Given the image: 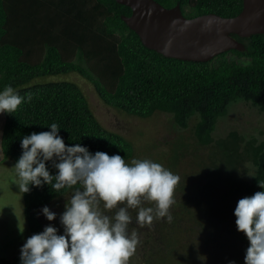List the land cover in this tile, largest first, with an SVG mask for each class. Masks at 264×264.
I'll list each match as a JSON object with an SVG mask.
<instances>
[{"label": "trees", "instance_id": "trees-1", "mask_svg": "<svg viewBox=\"0 0 264 264\" xmlns=\"http://www.w3.org/2000/svg\"><path fill=\"white\" fill-rule=\"evenodd\" d=\"M155 1L165 8L178 5L186 18L209 13L234 17L242 9V0ZM130 14L115 0H0V90L11 85L21 96L32 94L30 102L4 114L0 139L4 159L16 163L22 154L21 139L49 131L53 122L61 128L58 135L66 146L79 143L90 153L118 154L125 160L133 154L125 137L99 123L77 85L26 86L40 77L77 73L105 106L138 118L160 111L172 114L185 128L198 113L196 136L203 144L212 143L217 119L227 114L231 103L241 100L264 112V35H233L242 51L230 50L203 63L181 61L145 48L123 21ZM252 151L255 173L245 196L264 191L259 186L264 185V142ZM45 163L55 175L52 162ZM29 188L27 193L22 190L23 215L32 236L42 230L38 209L73 189ZM12 262H20L19 257Z\"/></svg>", "mask_w": 264, "mask_h": 264}, {"label": "rangeland", "instance_id": "rangeland-1", "mask_svg": "<svg viewBox=\"0 0 264 264\" xmlns=\"http://www.w3.org/2000/svg\"><path fill=\"white\" fill-rule=\"evenodd\" d=\"M48 82H70L80 88L99 123L131 143L133 154L126 162L149 159L180 177L175 203L169 209L171 222L155 218L140 227L137 211L129 209L133 217L129 233L135 229L140 243L128 264H243L248 241L237 232L233 211L255 173L252 148L264 142V112L241 100L231 103L227 114L217 119L212 143L203 144L196 136L198 113L188 119L185 128L176 124L172 114L160 111L147 118L128 115L105 106L93 86L74 72L40 77L26 86ZM3 124L4 114H0V139ZM14 165L13 160L3 158L0 148V262L19 257V249L30 237ZM72 191L44 205L56 213L55 220L49 222L41 214L44 206L38 209L41 232L51 224L58 235L63 234L59 217ZM144 206L153 205L145 202Z\"/></svg>", "mask_w": 264, "mask_h": 264}, {"label": "clouds", "instance_id": "clouds-1", "mask_svg": "<svg viewBox=\"0 0 264 264\" xmlns=\"http://www.w3.org/2000/svg\"><path fill=\"white\" fill-rule=\"evenodd\" d=\"M31 100V93L21 96L6 85L0 90V114H12ZM47 127L49 131L32 132L21 139L22 154L13 167L19 187L24 193L30 185H49L54 192L73 191L59 217L63 234L58 235L57 228L49 224L27 238L19 249L20 264H128L140 243L135 229L129 233L133 221L129 209L137 211L140 227L155 218L171 222L169 209L175 203L180 177L149 159L128 163L118 154L90 153L79 143L66 146L58 135L59 125L53 122ZM48 161L55 175L46 168ZM145 202L153 206L145 207ZM113 209L114 215L106 214ZM41 214L49 222L56 219L47 206ZM233 215L237 232L248 241L243 264H264V191L239 199Z\"/></svg>", "mask_w": 264, "mask_h": 264}, {"label": "water", "instance_id": "water-1", "mask_svg": "<svg viewBox=\"0 0 264 264\" xmlns=\"http://www.w3.org/2000/svg\"><path fill=\"white\" fill-rule=\"evenodd\" d=\"M131 14L123 21L142 45L165 58L208 62L230 50L242 51L233 35H264V0H242L234 17L215 13L186 18L178 5L165 8L155 0H115Z\"/></svg>", "mask_w": 264, "mask_h": 264}]
</instances>
